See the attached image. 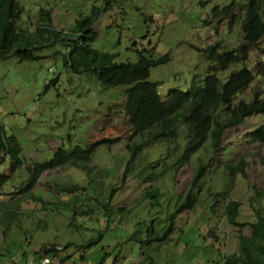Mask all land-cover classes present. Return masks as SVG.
Here are the masks:
<instances>
[{"label":"rangeland","instance_id":"1","mask_svg":"<svg viewBox=\"0 0 264 264\" xmlns=\"http://www.w3.org/2000/svg\"><path fill=\"white\" fill-rule=\"evenodd\" d=\"M244 1L109 0L110 5H106L105 0H20L25 9L20 25L33 27L37 11L51 9L53 28L68 33L81 15L90 13L92 5L98 6L99 16L92 26L96 33L92 46L97 50L114 54L116 61L131 62L141 53L158 58L169 52L167 61L151 67L149 75L164 97L169 88L185 90L192 79H203L209 61L202 49L217 41L221 49L241 42L239 22L229 28L225 15L214 17L211 10ZM55 49H59L56 56ZM65 53L66 49L64 52L56 46L38 52L42 57L35 61H18L12 54L0 59V126L17 138L23 156V165L11 174V181L0 184V193H5L0 195V212L3 203L19 197L18 186L28 179L27 165L50 158L59 146L83 147L88 140L103 137L109 128L110 136L119 138L94 150L88 162L90 175L73 167H58L41 175L32 193L41 195L43 203L21 200L18 219L8 228L0 227V264H25L27 259L41 256L40 247L49 244L58 248L59 259L67 256L63 264H97L105 253L103 264H221L219 257L236 253L240 228L228 223L225 205L239 201L237 220H255L248 198L251 184L264 187V143L250 142L247 132L263 123V115L250 116L227 130L218 150L205 143L173 179L168 175L152 183L144 174L132 173L122 182L129 158L122 113L126 85L106 88L91 74L72 72L64 66ZM258 60H264V37L245 63L231 65L217 75L224 81L243 65L252 70ZM254 90L264 96V78L255 75L233 106L240 99L249 100ZM166 152L167 145L160 140L145 146L136 169L149 166L157 170L155 165L164 162ZM199 160L208 164L200 203L175 217L169 241L156 250V244L147 247L130 240L131 234L144 237L146 226L139 224L155 216L157 225L160 215H154L156 211H166L185 194ZM239 160L245 163L246 179L234 178L232 190L222 198L229 183L222 165ZM2 170L7 172L8 164H0ZM56 184H77L79 190L71 195L56 194L52 192ZM154 188L164 195L159 208H153L152 200L145 198V192ZM111 191L112 210L107 217L95 199L105 200ZM211 193L216 194L211 197ZM73 207L91 212L75 216L70 226ZM117 207L122 210L117 211ZM241 232L248 235V227ZM98 234L101 238L96 243L79 249ZM67 243L72 246L66 248Z\"/></svg>","mask_w":264,"mask_h":264},{"label":"trees","instance_id":"2","mask_svg":"<svg viewBox=\"0 0 264 264\" xmlns=\"http://www.w3.org/2000/svg\"><path fill=\"white\" fill-rule=\"evenodd\" d=\"M105 4L110 5L109 0H105ZM100 9L92 5L89 14L81 15L69 32L63 33L53 28L51 9L38 10L36 23L30 28L28 25H20L25 12L20 0H0V59L12 54L18 61H35L42 57L37 53L43 49L63 47L64 52L66 49V53L62 55L64 66L72 72L91 74L106 88L126 85L123 91L122 113L123 124L127 126V133L123 132V134L128 140L126 149L129 158L122 173V182L132 173L144 174L152 183L168 175L173 179L180 168L189 163L190 158L205 143H209L212 150H218L227 130L239 126L250 116L260 114L264 117V97H261L257 90H254L250 100L240 99L233 106L234 99L249 86L254 74L264 78L263 61L258 60L255 63L254 71L246 66L232 71L224 81L217 75L219 71L231 65L245 63L249 52L256 48L264 37V0L231 2L223 7H213L212 15L217 17L224 14L229 28L239 22L241 42L236 47L221 49V42L217 41L202 49L206 52L209 61L203 79L199 82L192 79L190 86L185 90L169 88L164 97L157 90V82L151 81L149 75L151 67L167 61L169 52L158 58L141 53L136 61L131 62L116 61L114 54L97 50L92 46L96 37L92 26L99 16ZM58 50H54V56L58 54ZM113 114L115 113L111 116ZM107 131L100 139L97 137L92 141L88 140L83 147L75 145L71 149H66L59 146L50 158L27 165L25 171L28 173V179L21 181L18 186L19 197L10 198L8 203H3L1 206L0 227L8 228L18 219L21 215L19 211L21 200L28 199L43 203V197L32 193V189L45 171L58 167H73L90 175L88 162L94 150L99 145H112L118 141L119 137L110 136V128ZM247 136L250 142L264 143V120L261 125L248 131ZM157 140L167 145L164 162L155 165L157 170L149 166L141 170L136 169L142 149ZM0 164H8L7 172L0 171V184L9 183L12 179L11 174L23 165L22 147L19 141L15 136L6 134L1 126ZM207 166L208 164L200 161L195 167L185 194L178 196L173 206L167 207L166 211L163 209L156 211L154 215L157 217L160 215L157 225L154 224L157 218L153 216L145 224H139L143 225V228L146 226L144 237L131 234L129 239L147 247L156 244L154 247L156 250L167 243L175 228V217L200 203L202 177ZM146 168L150 169L149 172L145 171ZM222 170L229 177V183L222 194L223 198L232 190L234 178L246 179L245 163L242 160L234 165L224 163ZM170 182L172 183L171 180ZM53 187L52 192L56 194L71 195L79 190L77 184H56ZM49 188L52 187L48 185ZM250 189L252 192L248 202L255 215L254 221L241 223L237 220L241 205L239 201L231 200L225 205L224 213L228 223L238 226L240 234L238 251L226 257L221 254L224 257H219L221 264H264V187L251 184ZM215 194L211 193L210 196L214 197ZM111 196L112 191L105 200L95 199L107 217H110L112 210L109 205ZM163 196L159 188L145 192V198L152 200L153 208L161 206L160 198ZM77 210L73 207V216L69 218L70 226L73 225L75 216L91 212ZM121 210V207H117V211ZM245 226L249 229L248 235L241 232ZM100 238L101 234H98L96 238H91L87 243L79 246V249L89 248ZM70 246L72 243H67L65 247ZM57 252L56 246L49 244L41 246L38 254L56 255ZM105 257H107L106 253L97 264H103ZM66 258L67 256L61 257L58 264H63ZM115 261L113 258L112 262Z\"/></svg>","mask_w":264,"mask_h":264},{"label":"built area","instance_id":"3","mask_svg":"<svg viewBox=\"0 0 264 264\" xmlns=\"http://www.w3.org/2000/svg\"><path fill=\"white\" fill-rule=\"evenodd\" d=\"M58 261L59 257L57 253L56 255H42L35 259H27L25 264H58Z\"/></svg>","mask_w":264,"mask_h":264},{"label":"clouds","instance_id":"4","mask_svg":"<svg viewBox=\"0 0 264 264\" xmlns=\"http://www.w3.org/2000/svg\"><path fill=\"white\" fill-rule=\"evenodd\" d=\"M259 61H263V62H264V60H259ZM243 66H244V65H243ZM241 68H242V67H241ZM247 68H248V67H247ZM253 69H254V67H253ZM253 69H252V70L250 69V70H251V71H254ZM255 75H256V74H254V76H255ZM257 76H259V75H257ZM260 77H261V76H260ZM253 79H254V77H253ZM252 81H253V80H252ZM252 81H251V82H252ZM253 92H254V91H253ZM259 93H260V91H259ZM252 94H253V93H252ZM260 96H261V97H264V96H262L261 94H260ZM251 97H252V96H251ZM249 100H250V99H249ZM247 101H248V100H247ZM38 257H39V256H38ZM38 257H37V258H38ZM33 259H35V258H33Z\"/></svg>","mask_w":264,"mask_h":264},{"label":"crops","instance_id":"5","mask_svg":"<svg viewBox=\"0 0 264 264\" xmlns=\"http://www.w3.org/2000/svg\"><path fill=\"white\" fill-rule=\"evenodd\" d=\"M37 258V257H36Z\"/></svg>","mask_w":264,"mask_h":264}]
</instances>
